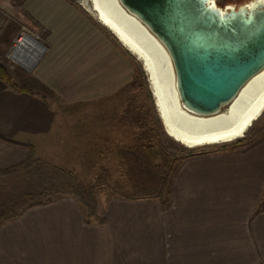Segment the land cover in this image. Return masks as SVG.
I'll list each match as a JSON object with an SVG mask.
<instances>
[{
	"label": "crops",
	"instance_id": "1",
	"mask_svg": "<svg viewBox=\"0 0 264 264\" xmlns=\"http://www.w3.org/2000/svg\"><path fill=\"white\" fill-rule=\"evenodd\" d=\"M0 12L33 21L48 46L31 93L0 79V170L31 149L51 162L43 152L60 144L63 117L54 98L108 102L138 60L77 0H0ZM168 183L164 198L109 197L103 222L71 195L27 207L0 225V264H264V134L183 155Z\"/></svg>",
	"mask_w": 264,
	"mask_h": 264
},
{
	"label": "rangeland",
	"instance_id": "2",
	"mask_svg": "<svg viewBox=\"0 0 264 264\" xmlns=\"http://www.w3.org/2000/svg\"><path fill=\"white\" fill-rule=\"evenodd\" d=\"M244 1L247 0H216L221 6L228 3L241 4ZM22 26L32 31H38L39 27L24 16L21 19L0 16V34L4 33L1 43L8 45L0 55V64L8 70L17 85L31 89L25 82L28 83L26 78L35 69L29 72L5 57ZM42 37L45 38L44 33ZM136 63L139 73L127 88L115 92V98H110L108 102L68 104L54 98L57 109L63 113L57 135L60 144L56 145L54 151L43 152L51 160L45 162L49 165L45 166L48 167L45 171L66 181V186L72 178L75 179L78 182L75 186L82 188L83 197L88 194L86 189L93 187L98 214L106 199L111 196L138 194L142 193L140 189L157 190L163 186L172 168L190 150L231 146L264 134L263 113L244 138L232 143L197 148H187L176 143L165 133L154 105L148 77L146 73L144 75L141 62L138 60ZM127 98L129 103L119 102ZM148 149H152L155 155L149 154ZM21 175L23 179L34 178L32 175L26 176L24 172ZM8 179L0 178V198H4V193L12 191L10 186L13 184ZM60 196L57 194L53 197Z\"/></svg>",
	"mask_w": 264,
	"mask_h": 264
},
{
	"label": "water",
	"instance_id": "3",
	"mask_svg": "<svg viewBox=\"0 0 264 264\" xmlns=\"http://www.w3.org/2000/svg\"><path fill=\"white\" fill-rule=\"evenodd\" d=\"M119 2L167 49L179 99L193 114L226 111L243 85L264 68V0L222 6L216 0Z\"/></svg>",
	"mask_w": 264,
	"mask_h": 264
},
{
	"label": "bare ground",
	"instance_id": "4",
	"mask_svg": "<svg viewBox=\"0 0 264 264\" xmlns=\"http://www.w3.org/2000/svg\"><path fill=\"white\" fill-rule=\"evenodd\" d=\"M142 64L154 105L166 134L187 148L232 143L244 138L264 113V68L251 77L226 105L211 116L183 108L171 57L162 42L119 0H79ZM27 64V63H26Z\"/></svg>",
	"mask_w": 264,
	"mask_h": 264
},
{
	"label": "trees",
	"instance_id": "5",
	"mask_svg": "<svg viewBox=\"0 0 264 264\" xmlns=\"http://www.w3.org/2000/svg\"><path fill=\"white\" fill-rule=\"evenodd\" d=\"M0 79L16 90L29 93L32 92V90L26 86L17 85L12 80V76L10 75L8 70L1 64ZM205 150H190L186 154H184V156L195 155L198 153H202ZM130 151L132 150L130 149ZM147 152L152 156L155 155L152 149H148ZM45 162L47 161L39 158L34 152V150L31 149L28 156L23 162L15 166L0 170V178L7 177L9 178L8 182L10 184H13L10 186V190L12 189V191L4 193V198H0V225L3 222L9 221L17 217L27 207L46 203L57 198L53 197L57 194H61V196L71 195L75 197L85 209L87 221H90L91 219H97L98 221L103 222V218L97 213V203L94 196L93 187L89 186L88 189H86L88 190L87 196L83 197V193L81 192L82 188H80L79 185L77 187L75 186L76 184H78L75 179L72 178L70 180L69 185L66 186V181L59 180L57 177L51 176L52 173H47L45 171V169L48 168L45 166H49ZM21 172H24L26 176L32 175L34 178L23 179ZM33 172L36 173L34 174ZM168 185V179H166L164 181L163 186H159L157 190L140 189L139 191L142 193H135L126 196L136 198L143 196H159L164 198V196H166L168 193Z\"/></svg>",
	"mask_w": 264,
	"mask_h": 264
},
{
	"label": "built area",
	"instance_id": "6",
	"mask_svg": "<svg viewBox=\"0 0 264 264\" xmlns=\"http://www.w3.org/2000/svg\"><path fill=\"white\" fill-rule=\"evenodd\" d=\"M37 30L32 31L22 26L19 34L13 38L5 56L9 62L29 72H33L48 51L46 40L42 37L43 30Z\"/></svg>",
	"mask_w": 264,
	"mask_h": 264
},
{
	"label": "snow or ice",
	"instance_id": "7",
	"mask_svg": "<svg viewBox=\"0 0 264 264\" xmlns=\"http://www.w3.org/2000/svg\"><path fill=\"white\" fill-rule=\"evenodd\" d=\"M209 2H211V0H209ZM212 7H213V9H215V5L214 4L212 5Z\"/></svg>",
	"mask_w": 264,
	"mask_h": 264
}]
</instances>
